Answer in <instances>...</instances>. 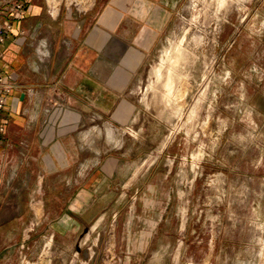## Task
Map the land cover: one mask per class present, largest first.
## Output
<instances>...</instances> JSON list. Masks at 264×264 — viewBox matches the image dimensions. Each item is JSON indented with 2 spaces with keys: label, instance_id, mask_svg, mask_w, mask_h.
<instances>
[{
  "label": "rangeland",
  "instance_id": "rangeland-1",
  "mask_svg": "<svg viewBox=\"0 0 264 264\" xmlns=\"http://www.w3.org/2000/svg\"><path fill=\"white\" fill-rule=\"evenodd\" d=\"M167 9L136 114L109 141L113 178L88 183L86 198L74 182L43 207L24 197L29 230L0 248V264H264V0ZM178 45L165 99L168 65L162 79L150 69Z\"/></svg>",
  "mask_w": 264,
  "mask_h": 264
},
{
  "label": "crops",
  "instance_id": "crops-1",
  "mask_svg": "<svg viewBox=\"0 0 264 264\" xmlns=\"http://www.w3.org/2000/svg\"><path fill=\"white\" fill-rule=\"evenodd\" d=\"M21 1L16 18L4 13L12 27L0 43V71L16 88L0 110V248L29 230L24 197L43 207L74 182L86 198L88 183L113 178L109 141L134 118L138 73L170 19L169 0Z\"/></svg>",
  "mask_w": 264,
  "mask_h": 264
},
{
  "label": "built area",
  "instance_id": "built-area-1",
  "mask_svg": "<svg viewBox=\"0 0 264 264\" xmlns=\"http://www.w3.org/2000/svg\"><path fill=\"white\" fill-rule=\"evenodd\" d=\"M1 8L5 13L10 14L13 18H16L22 11L23 4L21 0H6L1 4ZM12 27L10 22H7L0 27V43L4 40V35L7 34ZM2 53L0 52V58ZM15 80L11 74H4L0 71V110L4 108L5 96L15 90ZM3 132V128L0 127V134Z\"/></svg>",
  "mask_w": 264,
  "mask_h": 264
},
{
  "label": "bare ground",
  "instance_id": "bare-ground-1",
  "mask_svg": "<svg viewBox=\"0 0 264 264\" xmlns=\"http://www.w3.org/2000/svg\"><path fill=\"white\" fill-rule=\"evenodd\" d=\"M222 4V3H221ZM221 6V5H220ZM180 51V47L179 45L178 46H175L174 48V52H173V55L171 54V52H165V57L162 58V62L159 63V64H154L151 69H150V76L149 78H154V77H159V79L161 78V72H162V69L165 67V65L167 66V72H165L164 75V80H163V87L165 88V92L163 94V97L166 99L167 97H169L170 93H171V87L173 86V83H174V79H175V66H176V63L178 61V53ZM183 68V67H182ZM158 79V80H159ZM162 79V78H161ZM151 81V80H149ZM151 84V83H150ZM160 85V84H159ZM161 86V85H160ZM159 88V87H158ZM174 91V90H173ZM107 127V126H106ZM113 127V126H112ZM106 134H107V138L108 139H111L112 136H113V132L111 131L112 129L110 128H106ZM96 132V131H95ZM94 132V133H95ZM106 136V135H105Z\"/></svg>",
  "mask_w": 264,
  "mask_h": 264
}]
</instances>
